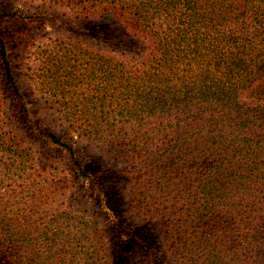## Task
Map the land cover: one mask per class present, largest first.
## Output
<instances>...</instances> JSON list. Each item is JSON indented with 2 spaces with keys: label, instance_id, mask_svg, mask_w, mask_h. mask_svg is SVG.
<instances>
[{
  "label": "trees",
  "instance_id": "1",
  "mask_svg": "<svg viewBox=\"0 0 264 264\" xmlns=\"http://www.w3.org/2000/svg\"><path fill=\"white\" fill-rule=\"evenodd\" d=\"M29 1L109 21L133 50L49 38L28 71L56 112L35 120L0 33V264H111L120 228L126 264H264V0ZM109 170L162 245L105 208ZM75 178L92 216L72 207Z\"/></svg>",
  "mask_w": 264,
  "mask_h": 264
},
{
  "label": "rangeland",
  "instance_id": "2",
  "mask_svg": "<svg viewBox=\"0 0 264 264\" xmlns=\"http://www.w3.org/2000/svg\"><path fill=\"white\" fill-rule=\"evenodd\" d=\"M13 13L16 15H11ZM63 13L64 10L48 3L29 0H0V15L8 14L6 18L0 19V33L7 44L15 80L25 96L35 120H39V116H49L56 112L55 108L49 104L45 94L34 89V81L31 80L30 71H28L29 60L34 57L36 48L42 47V44L49 38L70 36L84 42H91L90 40L94 39V44L102 48L133 50L128 46L129 44L124 42L126 38L123 36V31L115 29L109 21L92 16L69 22L67 14ZM17 124H19V128H24L22 122L18 121ZM23 134L26 136L24 129ZM27 138L33 143L40 158L56 160L59 162L57 163L59 167L66 168V171L69 170L74 175V171L66 166L67 161L60 152L49 151L45 144L36 137L27 136ZM80 156L87 169L95 168L93 163L97 160L95 156L93 160V156L91 159L84 151H80ZM100 188L105 208L114 211L116 218L121 217L128 221L129 226L137 230L148 244L162 245V238L155 226L128 210V185L122 174L111 170L105 172L101 176ZM78 192H81L82 196H77ZM72 200L79 203V205L72 203V207L86 216H92L93 212L101 206L99 201L91 196L84 181L78 186ZM107 226H109V222L106 219L105 227ZM114 234L115 237L109 240L111 264H126L128 251L134 246L132 237L122 228L115 230ZM130 254L133 255L134 252Z\"/></svg>",
  "mask_w": 264,
  "mask_h": 264
}]
</instances>
